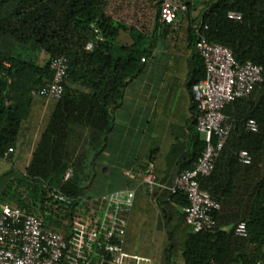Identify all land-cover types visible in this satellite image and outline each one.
I'll return each mask as SVG.
<instances>
[{
	"label": "trees",
	"instance_id": "1",
	"mask_svg": "<svg viewBox=\"0 0 264 264\" xmlns=\"http://www.w3.org/2000/svg\"><path fill=\"white\" fill-rule=\"evenodd\" d=\"M183 1L187 9L175 20L186 19L188 46L193 52L187 87L195 124L193 90L205 76L196 50V29L208 41L230 48L243 62L264 36V14L254 13L241 21L227 17L229 11L244 14L249 0ZM147 2L150 23L146 30L112 17L106 12L108 0H0V156L17 145L20 126L31 111L32 88L51 81V59L64 55L69 64L64 92L60 99H53L54 108L31 162L24 175L6 186L2 198L29 213H40L64 234L70 231L77 199L93 184L95 158L105 148L127 87L144 67L141 59L151 55L154 36L163 33L164 26L173 32L175 20L159 21L163 0ZM122 36L130 42L120 41ZM89 42L92 47L87 49ZM15 45L23 52L16 51ZM33 52H44L47 59L37 62ZM255 62L263 66V81L249 97L225 107L233 125L230 136L210 175L200 180L201 187L221 205L213 212L214 229L189 233L182 211L185 195L169 190L153 193L166 232L163 264H254L264 258L259 250L264 245V47ZM248 118L256 119L258 131L244 128ZM203 147L202 140L195 156L181 164V171L193 168ZM241 149L250 152L251 164L238 162ZM68 167L73 175L64 181ZM86 176L90 177L87 184L83 183ZM239 221H245L247 237L234 234Z\"/></svg>",
	"mask_w": 264,
	"mask_h": 264
},
{
	"label": "built area",
	"instance_id": "2",
	"mask_svg": "<svg viewBox=\"0 0 264 264\" xmlns=\"http://www.w3.org/2000/svg\"><path fill=\"white\" fill-rule=\"evenodd\" d=\"M186 9L183 0H163L159 21L171 23L180 11ZM227 17L241 21L244 14L229 11ZM91 47L92 42H89L86 48ZM196 50L202 59L205 76L193 90L197 109L195 128L204 135V147L193 168L179 171L170 186L157 181L151 163L139 174L140 184L150 192L165 188L185 195L187 203L182 211L189 233L212 231L216 225L213 212L219 210L221 205L201 187L200 180L210 175L216 158L230 136L233 125L224 109L237 99L249 97L263 81L261 64L250 59L239 62L230 48L208 41L199 27L196 29ZM50 68L53 73L51 81L41 87L34 86L31 91L34 97L61 98L69 75L67 57L59 55L52 58ZM244 128L256 132L258 122L248 118ZM12 149L9 147L8 150ZM237 160L242 165H249L252 156L247 149H241ZM72 175L73 169L68 167L63 180ZM135 196L136 188L128 186L95 196L81 195L73 209L68 234L55 229L40 214L3 204L0 209V264H153L150 257L125 249ZM234 234L247 237L245 221L235 225ZM254 264H264V258L255 260Z\"/></svg>",
	"mask_w": 264,
	"mask_h": 264
},
{
	"label": "crops",
	"instance_id": "3",
	"mask_svg": "<svg viewBox=\"0 0 264 264\" xmlns=\"http://www.w3.org/2000/svg\"><path fill=\"white\" fill-rule=\"evenodd\" d=\"M185 23L186 19H177L173 32L169 33V28L164 26L163 33L154 36L155 47L146 57L141 73L127 87L124 101L115 112L105 148L95 158V179L91 187L98 192H86V195L95 196L126 186L136 188L126 237L135 226V217H147L141 206L146 198L154 203L162 217L153 193L167 189L156 188L152 192L147 189L146 197L141 190L144 185L140 184V172L151 163L157 181L170 186L181 171V164L194 157L201 146V134L195 128L187 87L193 52L188 46ZM76 87L88 92L80 84ZM54 105L53 99L34 97L30 114L20 126L16 147L0 156V209L3 204L17 206L2 198V192L11 181L25 174ZM84 135L85 131L81 138ZM89 173L92 176V172ZM89 181L90 177L86 176L83 183ZM161 223L165 231L162 218ZM259 250L264 253V245ZM156 264H163V260Z\"/></svg>",
	"mask_w": 264,
	"mask_h": 264
},
{
	"label": "rangeland",
	"instance_id": "4",
	"mask_svg": "<svg viewBox=\"0 0 264 264\" xmlns=\"http://www.w3.org/2000/svg\"><path fill=\"white\" fill-rule=\"evenodd\" d=\"M106 8V12L117 20L127 24H135L144 29L149 28L150 5L147 0H108ZM254 13L264 14V0H249L244 10V17L247 18ZM120 41L128 43L130 42V38L122 36L120 37ZM263 47L264 36L259 39L253 52L247 55V59L257 61L261 56ZM15 50L21 51L22 48L19 45H15ZM29 51L25 53L29 54ZM33 53L37 62H42L47 59V55L44 52ZM203 138L204 135L201 134L200 139L203 140ZM100 175L98 172V178H100ZM141 190L146 196L147 187L143 186ZM95 192H98V189L95 187L88 188L87 193ZM141 206L146 210L147 217L139 216L134 218L135 226L129 231L126 237L125 247L130 253L150 257L153 264H156V262L158 263V261L162 260L163 249L167 241L165 231L162 228V217L158 214L154 203L150 202L148 198L142 201Z\"/></svg>",
	"mask_w": 264,
	"mask_h": 264
}]
</instances>
